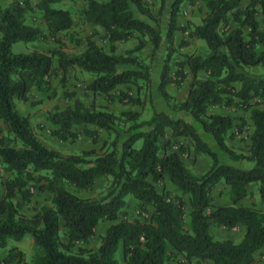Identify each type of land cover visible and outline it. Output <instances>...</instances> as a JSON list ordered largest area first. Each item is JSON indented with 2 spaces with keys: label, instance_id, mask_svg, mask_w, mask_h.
Listing matches in <instances>:
<instances>
[{
  "label": "trees",
  "instance_id": "trees-1",
  "mask_svg": "<svg viewBox=\"0 0 264 264\" xmlns=\"http://www.w3.org/2000/svg\"><path fill=\"white\" fill-rule=\"evenodd\" d=\"M9 1L0 7V119L6 125V134L0 126V160L10 175L0 182V247L8 239L18 241L29 235L33 255L28 262L18 250L2 262L119 264L115 254L121 247L127 264H169L178 253L194 261L192 264H255V254L264 246V109L257 107L264 103V71L253 75L247 68L264 69V0H250L246 6H242V0H171L164 35L161 18L165 0H160L156 13L145 0H85V20L104 30L110 48L107 52L87 39L79 55H69L60 46L14 53L11 46L18 41L51 38L60 44L59 36L72 27L73 18L68 9L53 6L59 0H39L37 7L44 27L30 25L25 23L30 0ZM197 2L203 3L205 11L201 22L192 25L190 34L205 42L207 52L187 55L171 73L174 34L186 31L178 25L183 5ZM258 5L263 14L261 21ZM134 9L149 22L137 17ZM132 38L138 39L133 49L116 52V42ZM143 38L150 47L147 64L132 55L145 46ZM163 38L168 49L158 91L168 104L173 97L167 85L179 87L189 72L192 80L184 100L171 103L170 108L188 114L192 121L174 117L154 104L151 68ZM72 66L93 75L85 85L93 97L103 95L111 102L142 105L144 90L143 97L148 98L151 107L150 118L141 120L137 110L117 114L100 108L94 100L86 104L68 93L65 96L73 98V104L48 114L54 135L62 141H74L79 133L75 128L81 127L94 143L100 129L112 131L114 136L101 153L90 149L64 154L46 146L32 131L29 116L17 110L15 99L26 101L33 88L51 89V79L65 76ZM254 98L259 101L251 102ZM217 106L248 111L252 131L246 150L227 143V138L242 131V127L238 125L235 130V117L211 111ZM199 130L208 133L231 160L251 165L242 168L221 162ZM124 134L127 136L118 146ZM178 138L188 139L195 154L211 159L207 171L193 173L176 150L160 153L161 140L168 145ZM165 176L178 194L157 189L155 184ZM99 178L107 180L102 194L83 197L69 189L89 190ZM28 181L51 194L50 203L41 205L30 216L21 211V201L29 200L31 195ZM220 182L229 187L231 204L212 206L211 192ZM250 185L256 186L258 200L250 205L238 204L250 194ZM128 195L141 211L151 208L147 218L118 220ZM103 220L112 223L96 248L77 245L88 244ZM239 223L245 226L239 241L215 239L210 233L211 225L232 229Z\"/></svg>",
  "mask_w": 264,
  "mask_h": 264
},
{
  "label": "rangeland",
  "instance_id": "rangeland-1",
  "mask_svg": "<svg viewBox=\"0 0 264 264\" xmlns=\"http://www.w3.org/2000/svg\"><path fill=\"white\" fill-rule=\"evenodd\" d=\"M147 4L152 9L153 13H156L159 6H160V0H145ZM10 1L9 0H0V7L6 6ZM39 0H30L31 9L26 12L25 16V23L30 25H35L39 27H44V24L41 20V12L39 8L37 7V3ZM250 0H242V6H246L249 4ZM185 4V3H184ZM86 3L85 0H59L57 3L53 4L54 7L64 8L68 9L72 15L73 18V25L72 27L66 31L60 34L61 43L58 44L51 38L43 40V39H37L35 41L31 42H22L18 41L12 44L11 49L14 53H27L32 50H39V51H47L54 47L62 48L66 53L69 55H79L81 54L85 47L87 39H92L95 41L99 46H101L105 51L109 52V43L106 40L104 36V30L98 26V25H92L89 22H87L83 16V9L85 7ZM165 5V4H164ZM187 8L183 9L180 17H179V24L180 26H183L186 28V31L178 30L174 34V41H173V52L170 57L169 65L171 66V73L175 72L178 68L177 63L179 61H182L186 58L187 55H197V54H204L206 53V47L205 42L201 39L195 38L190 34L191 28L193 24H197L201 22V18L204 14L205 7L202 2H199L198 4H194L192 7H190L189 3H186ZM259 13L257 15L258 19L261 21L263 19V14L261 11L260 6L258 5ZM135 14L137 17L144 19L145 21L149 22V19L145 16H142L140 13H138L135 9ZM161 28L163 35L165 34L167 23H162L161 21ZM145 42V46L140 51H133L132 55H136L138 59L141 60L144 64L148 63V56L150 47L146 40V38H143ZM138 44L137 38L129 39L128 41L121 42L118 41L115 43L116 45V52L117 53H125L127 50L133 49ZM167 45L168 42L166 38H163V42L161 47L157 52L159 53V59H158V65L154 67L153 71V79H152V87L153 82L155 86V95L156 99L153 95V101L155 106L157 107V101L159 104H161L160 98L163 100V102H166L165 99L160 95V93L157 91L160 77L157 76V69L160 70L163 65V61L165 58V55L167 53ZM163 56V57H162ZM162 57V59H161ZM162 60V61H161ZM54 65H57L56 60H54ZM160 66V68H159ZM187 70V69H186ZM247 71L253 75H259L262 74L264 69L260 66L257 67H250L247 68ZM160 75V73H159ZM93 75L90 72L84 71L81 68L77 66L70 67L67 72L65 73V76L59 74L51 79V89H48L47 91L38 90L36 88H33L29 95L28 99L26 101H21L18 99H15V106L19 113L22 115H28L31 122L32 131L36 135V137L44 143L46 146L50 148L57 149L61 151L64 154H80L85 150L95 149L97 153H101L105 151L108 147L109 142L114 136V133L112 131H105L103 129H100L98 132L97 141L94 143L88 135H86L81 127H76L75 130L78 131V136L74 141H62L60 140L56 135L52 133V130L55 129V127L51 124V122L48 120V114L53 112L56 109H62L66 107L67 105L73 104V98H67L65 94L68 93H74L76 98H79L83 100L86 104H90L92 100L95 101L96 104L99 105L100 108L108 109L110 111H113L117 114L124 110H137L140 112V119L141 120H147L151 116V107L150 103L148 101V98L144 96V90L141 92L142 97V105L137 104H123L118 101H108L106 96L103 95H97L96 97L92 95L91 92L85 90V85L90 82ZM192 78L191 74L189 72H186V77L183 83L178 87L171 84L170 91L173 99L169 101L167 104L169 109L173 110L174 112H178L177 109H172L171 103H180L184 100L188 87L190 85ZM238 86V85H237ZM153 89V88H152ZM53 94L52 96H50ZM132 94H135V91L132 90ZM258 98H254L251 100V102L256 103L258 102ZM257 107L264 109V103H259ZM221 109H224L223 107H212V111H219ZM230 113L234 115L236 120V127L235 130H237L238 125H241L242 131L233 133L231 137L228 139V144L236 149L246 150L248 148L249 142H250V134L252 131L251 127V121L249 119V114L247 110H243L240 108H229ZM0 126L3 129V133L6 134V125L5 123L0 119ZM90 128H94V126H89ZM236 132V131H235ZM170 131L167 132V137L169 138ZM126 134H124L120 141L118 146L122 144V141L126 138ZM165 140H161L160 144L162 146V149L160 153L169 152L171 150H176L181 158L184 160L186 166L195 174H202L205 171L208 170V168L211 165V159L203 154H195L193 152V147L191 145V142L186 138H178L175 140V142H172V139L170 140V143L168 145H165ZM220 160V159H219ZM221 161V160H220ZM246 163L251 165L249 162L246 161ZM0 171H1V179L0 182H3L6 180L10 175L5 170V165L0 160ZM37 175V173H36ZM169 181L167 179V176H165L160 182L156 183V187L158 190L166 189L167 185H169ZM107 185V180L103 178H99L91 189L89 190H77L72 187H69L70 190L74 191L79 196H96L99 194H102L105 191ZM171 188H174L173 185H170ZM27 188H29V191L31 193L29 200H22L21 201V211L30 216L32 215L36 209H38L41 205L49 204L51 194L48 191H42L38 189V184L34 181H28ZM170 190L172 194H178L176 189H167ZM248 190L250 194L242 199V202H244L247 205H250L252 201L258 200V192L256 189V186L250 185L248 187ZM3 193V187L0 184V196ZM130 198V199H129ZM127 204L123 208V211L118 217V220H144L150 215L151 208L148 207L147 210L141 211L140 208L137 205V201L131 197L127 196ZM229 201V187L225 185L224 183H219L211 192V204L212 206L216 205V203H230ZM243 205V204H241ZM188 208V206H187ZM209 211V210H208ZM117 220V221H118ZM112 222L109 220H103L97 224L95 227L96 234L94 237H91L88 244H82L80 242L77 243V245H95L98 242V236L100 237L105 233L106 228L111 224ZM222 226H216L211 225L210 227V233L215 239H232L233 241H239L240 240V231H231L230 229L225 230L223 228H220ZM64 229L61 231V238L64 239L65 236L63 234ZM95 233V232H94ZM100 242V240H99ZM100 244V243H99ZM16 248L15 250H10L12 248ZM88 247V246H87ZM96 248V247H95ZM261 251L256 252V264H264V246ZM21 251L24 260L30 262L32 255H33V240L32 237L29 235H26L21 240H13L8 239L6 242V245L4 247H0V264H4L2 260L7 257L10 253H15L17 251ZM177 255L174 257L172 256L171 259H173V262H180V259ZM176 259V260H175ZM170 262V261H169ZM168 262V263H169ZM184 263V262H183ZM194 263V261L192 262ZM188 261L187 264H192ZM9 264H17L16 261L9 263ZM170 264V263H169ZM209 264V263H206Z\"/></svg>",
  "mask_w": 264,
  "mask_h": 264
},
{
  "label": "crops",
  "instance_id": "crops-1",
  "mask_svg": "<svg viewBox=\"0 0 264 264\" xmlns=\"http://www.w3.org/2000/svg\"><path fill=\"white\" fill-rule=\"evenodd\" d=\"M170 2H171V0H165V7H164V10H163V15H162V18H161V21H162V23H167V20H168V12H169V5H170ZM199 2H197L196 4H198ZM190 7H192L193 5L191 4V5H189ZM187 8V5H186V3L183 5V9H186ZM197 24H199V23H197ZM178 25H180L179 24V22H178ZM205 47H206V45H205ZM206 49H207V47H206ZM206 52H207V50H206ZM159 53L160 52H157V55H156V57H155V60H154V62H153V65H152V68H151V77H152V79H153V71H154V67L156 66V65H158V59H159ZM163 57V56H162ZM162 57H161V59H162ZM162 61V60H161ZM159 68H160V66H159ZM159 73H160V70L159 69H157V76H159ZM200 74H202V73H200ZM171 84L172 85H174V83H170V84H168L167 85V90H168V92L171 94V91H170V86H171ZM155 86L156 85H154V82H153V89H152V93H153V95H154V98L156 99V95L154 94L155 93ZM175 86V85H174ZM158 87V86H157ZM157 91H158V89H157ZM159 92V91H158ZM161 95V94H160ZM161 104H159L158 103V101L156 102L157 103V108L158 109H161V110H164V111H166L167 113H169V114H171L172 116H174V117H184L186 120H188V121H192L191 120V117L188 115V114H186V113H184V112H182V111H178L177 113L176 112H174L173 110H171V109H169V107H168V105H167V103L166 102H163V100L160 98V101H159ZM218 107H223L224 109H221V110H219V111H213V112H216V113H221V114H228V115H230V116H232V117H234V115H232L231 113H230V110H229V108H235V107H226V106H218ZM211 111H212V108H211ZM198 127V126H197ZM251 127H252V125H251ZM198 129H199V127H198ZM199 133H200V136L205 140V141H207L208 142V144H209V146H210V148L212 149V150H214L216 153H217V155H218V157H219V159L221 160V162H223V163H226V164H230V165H233V166H236V167H242V168H246V167H248L249 166V164L248 163H246V161H243V160H239V161H234V160H231L230 158H229V156L227 155V154H225L224 152H222L218 147H217V145L215 144V142L213 141V138L208 134V133H206V132H204V131H202V130H199ZM236 134H238L237 133V131L235 132ZM228 139L229 138H227V142H228ZM220 183H223V182H220ZM170 185H173V184H169V185H167V187H166V189H174L175 188V185H173V187L174 188H171V186ZM176 189V188H175ZM130 199V198H129ZM129 199H126V200H129ZM230 203H228V204H226V203H221V202H219V203H216V205H229V204H231V201H229ZM238 204H243V205H247V204H245L244 202H242V200H240L239 201V203ZM220 228H223V229H225V230H228V229H226V228H224V227H220ZM231 231H240V234H239V238L241 239L242 238V236H243V234H244V232H245V226L243 225V224H241V223H239L236 227H233L232 229H230ZM97 232H96V229H95V233L93 234V236L92 237H94V235L96 234ZM98 242L94 245H91L90 244V246L89 245H87L88 247H92V248H95V247H97L98 245H99V240H100V235L98 236ZM90 242H91V240H90ZM263 248H261L259 251H261ZM116 258L118 259V261H119V264H127V262H126V259H125V257H124V255H123V253H122V248L121 247H119L118 249H117V251H116ZM256 255V254H255ZM177 257L180 259V262L179 261H177V262H173L172 260L173 259H171L170 260V264H187L188 263V261L184 258V256L181 254V253H178L177 254ZM178 258H176V259H178ZM175 259V260H176ZM184 262V263H183ZM256 264V263H255Z\"/></svg>",
  "mask_w": 264,
  "mask_h": 264
}]
</instances>
